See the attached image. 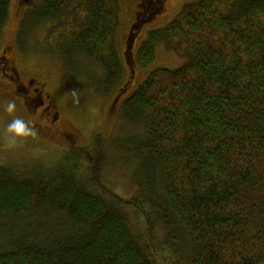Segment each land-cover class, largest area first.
<instances>
[{
	"label": "trees",
	"instance_id": "trees-1",
	"mask_svg": "<svg viewBox=\"0 0 264 264\" xmlns=\"http://www.w3.org/2000/svg\"><path fill=\"white\" fill-rule=\"evenodd\" d=\"M10 4L0 0V31ZM120 18V0H35L19 43L51 23L46 44L66 74L88 75L83 59L97 63L105 75L94 88L108 95L129 66L128 49L124 61L117 49ZM158 43L187 62L153 71L123 104V119L145 128L129 147L139 160L137 193L123 198L106 182L101 135L72 153L99 194L72 166L28 173L0 165V221L20 219L12 238L2 226L0 264L264 262V0L187 3L148 33L140 66L154 61ZM41 210L67 225L31 235L28 217ZM127 210L144 224L143 239Z\"/></svg>",
	"mask_w": 264,
	"mask_h": 264
},
{
	"label": "rangeland",
	"instance_id": "rangeland-1",
	"mask_svg": "<svg viewBox=\"0 0 264 264\" xmlns=\"http://www.w3.org/2000/svg\"><path fill=\"white\" fill-rule=\"evenodd\" d=\"M165 1L154 0L153 2L152 0V5H146L143 2L142 7L137 9L139 18L134 21L138 0H120L121 18L117 32V49L124 61L128 35L135 36L134 60L128 57L130 67L124 65L120 82L108 95H102L94 88V80L102 79L105 75L99 64L83 59L81 65L84 70H87L88 75L83 74L75 79L66 74L60 58L46 44L51 23L43 24L33 31L26 38L24 46L19 43L20 23L27 10L19 4L20 0H11L8 21L0 31V48L5 45L14 46L16 39L18 48H24V59L29 68L42 73L57 87L59 110L63 118L61 125L65 126L64 129L72 131L74 138L72 142L63 138H57L54 142H44L45 139L40 140L32 136L22 141L18 140L13 146H6L0 138V165L16 167L28 173L42 171V169L51 171L65 165L72 166L76 169L77 181L95 194H99L101 192L88 183L87 165L82 162L78 168L75 167L74 164L78 163V160L72 159V153L79 148L89 147L93 138L101 135L106 157L103 166L106 182L123 198L128 199L136 194L139 160L129 147L145 138V128L141 122L129 124L123 119V104L153 71L177 69L187 62V58L167 50L163 43L156 45L155 59L147 67L137 63L136 55L150 31L164 28L178 15L184 5L198 0H167L164 8L155 15V12H158L156 6ZM72 90L77 92L78 103H73ZM0 100H3L1 96ZM11 118L8 114L0 112V127H3ZM127 212L132 230L139 233L140 238L143 239L145 227L139 215L133 210H127ZM33 214L28 217L31 223L28 229L31 235L39 238H42L41 233L65 227L68 223L62 214L55 211L41 210ZM4 221L8 224L0 221V232L4 226L9 231L10 238L19 233L16 225L20 219Z\"/></svg>",
	"mask_w": 264,
	"mask_h": 264
},
{
	"label": "flooded vegetation",
	"instance_id": "flooded-vegetation-1",
	"mask_svg": "<svg viewBox=\"0 0 264 264\" xmlns=\"http://www.w3.org/2000/svg\"><path fill=\"white\" fill-rule=\"evenodd\" d=\"M34 1L20 0L19 4L28 10ZM166 1L156 6L158 12H155V15L164 8ZM143 2L146 5H152V0H138L135 6L134 21L139 18L137 9L142 7ZM23 49L18 48L16 39L14 46L5 45L0 48L1 98H16L18 109L16 114L23 115L31 121L36 130L34 138L45 139L44 142H54L57 138L73 140L74 133L64 129L65 126L61 125L63 118L59 110L57 87L50 83L42 73L29 68L24 59Z\"/></svg>",
	"mask_w": 264,
	"mask_h": 264
},
{
	"label": "clouds",
	"instance_id": "clouds-1",
	"mask_svg": "<svg viewBox=\"0 0 264 264\" xmlns=\"http://www.w3.org/2000/svg\"><path fill=\"white\" fill-rule=\"evenodd\" d=\"M73 103H78V95L75 90H72ZM17 100L16 98H5L0 100V112L6 113L11 116L3 127H0V138L3 139L6 146H13L17 141H22L25 138L36 135V130L32 126L29 119L17 113Z\"/></svg>",
	"mask_w": 264,
	"mask_h": 264
},
{
	"label": "water",
	"instance_id": "water-1",
	"mask_svg": "<svg viewBox=\"0 0 264 264\" xmlns=\"http://www.w3.org/2000/svg\"><path fill=\"white\" fill-rule=\"evenodd\" d=\"M135 40H136V37L135 36H132V35L129 36L128 51L126 53V58H127V62L128 63H129L128 57H130L133 60V53H132V51L134 49Z\"/></svg>",
	"mask_w": 264,
	"mask_h": 264
}]
</instances>
